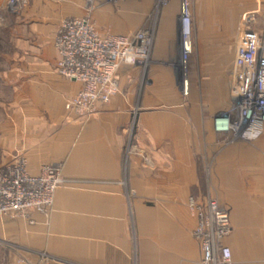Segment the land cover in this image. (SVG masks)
<instances>
[{
	"label": "crops",
	"instance_id": "crops-1",
	"mask_svg": "<svg viewBox=\"0 0 264 264\" xmlns=\"http://www.w3.org/2000/svg\"><path fill=\"white\" fill-rule=\"evenodd\" d=\"M5 4L0 0V10ZM248 7L253 2L227 0L192 19L184 99L181 0H29L14 16L16 34L41 43L0 76V167L22 155L30 175L59 164L74 184L55 192L50 211H31L32 223L0 218V241L16 250L0 246V264L19 257L27 264H202L190 197L216 199L228 210L232 230L223 244L235 264H264V129L254 141H229L215 130L218 112L208 107L230 101ZM81 17L102 36L153 32L148 64L121 66L118 92L89 117L65 108L80 85L57 74L46 38L63 20ZM228 197L232 209L224 205Z\"/></svg>",
	"mask_w": 264,
	"mask_h": 264
},
{
	"label": "built area",
	"instance_id": "built-area-1",
	"mask_svg": "<svg viewBox=\"0 0 264 264\" xmlns=\"http://www.w3.org/2000/svg\"><path fill=\"white\" fill-rule=\"evenodd\" d=\"M24 5L25 0H6L5 9L16 14ZM2 22L0 16V26ZM180 33L178 66L183 72L192 49L187 0H181ZM52 44L57 55V74L80 85L65 108L80 117H89L96 112L98 104L108 103L118 92L117 73L121 66H146L153 32L141 29L130 36H102L88 17L67 18L54 29ZM229 97L227 111L214 120L215 130L233 140L259 138L264 129V0H256L255 9L240 18ZM72 183L74 181L62 176L59 164L44 165L37 175H30L25 157L17 155L0 167V218H18L32 223L31 211H50L55 192ZM188 208L195 219L192 235L199 243L202 264H235L229 247L223 244L232 230L228 210L210 197H190ZM0 246L16 251L14 246L1 241ZM37 256L41 261L46 259L44 253ZM17 264L27 262L19 257Z\"/></svg>",
	"mask_w": 264,
	"mask_h": 264
},
{
	"label": "rangeland",
	"instance_id": "rangeland-1",
	"mask_svg": "<svg viewBox=\"0 0 264 264\" xmlns=\"http://www.w3.org/2000/svg\"><path fill=\"white\" fill-rule=\"evenodd\" d=\"M187 1L189 4V9L191 13V23H192V19H194L195 21L200 20L201 18L204 17V15L207 13L208 10L209 11L216 10L220 4H222L223 2H226L227 0H187ZM28 2L29 0H25L24 8H22L18 13L14 15L12 13L11 14L7 12L5 13L6 9L4 6L0 10V16L3 19L2 25L0 26V76L9 74L10 71H13V68H11L12 61H15V59H20V56H22L23 54H28L27 57H29L31 55L33 46L35 47L37 43H41L38 37H35V36L30 37L27 35L16 34V31H19L18 29L15 30L16 21H19V20H14V16L16 17L20 15L27 8ZM247 2H248V5H249V2H253V7L251 8L248 7L245 13L253 11L256 7V0H247ZM20 25L21 24H19V26ZM53 32H54V29L50 30L46 37L49 39V42L51 43V45H52V39H53ZM191 45H192V34H191ZM190 56L191 55H189L188 60H187L186 69L183 72H180L181 76L178 81V88L184 99L188 97L190 85H191V79H190L189 68H188ZM230 81H231V74L229 77V83ZM4 97L6 98L5 91H4L3 98ZM228 106H229V103L227 101L225 106L210 105L208 107L210 108L209 110H213L214 113L218 112L215 114V118H216V116H218L220 113H224L225 111H227ZM219 110L221 111L219 112ZM134 111H135L133 115L134 118L132 117L133 119L131 122L133 132H135V125H136L137 116H138V110L135 109ZM130 139L132 140L133 137L131 136ZM227 140L232 141L233 139L230 136L229 137L227 136ZM223 202H225L224 205L226 207L229 206V208L231 209L233 208V203H231L229 197H228V200H225ZM8 251L11 252V254H13L11 257H14V252L12 250H8Z\"/></svg>",
	"mask_w": 264,
	"mask_h": 264
}]
</instances>
